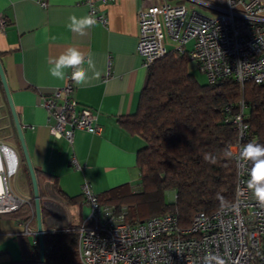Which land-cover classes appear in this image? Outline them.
I'll return each instance as SVG.
<instances>
[{
	"label": "crops",
	"instance_id": "obj_1",
	"mask_svg": "<svg viewBox=\"0 0 264 264\" xmlns=\"http://www.w3.org/2000/svg\"><path fill=\"white\" fill-rule=\"evenodd\" d=\"M141 4V0H91L90 5L86 0H0V19L5 21L0 26V62L46 212L43 234L77 226L88 217L90 208L81 196L84 183L98 196L123 185L132 192L141 189L136 157L144 140L120 124L136 112L147 77L136 52ZM91 9L106 22L97 21L83 37L66 27L70 15L81 17ZM67 46L90 52L101 74L88 86L77 87L72 82V97L79 106L95 111L101 129L99 134L75 130L72 143L50 133L53 121L48 122L41 107L43 96L65 84L49 74L48 58L58 56ZM0 124L8 137H0V144L10 148L17 159L19 184L10 189L28 203L33 200L32 186L22 167L21 147L1 83ZM75 197L78 200L73 202ZM33 219L34 226L28 224L32 231L36 230L35 215ZM22 226L0 219V264H21L22 247L16 237ZM26 236L30 244L38 245L36 235Z\"/></svg>",
	"mask_w": 264,
	"mask_h": 264
},
{
	"label": "built area",
	"instance_id": "obj_2",
	"mask_svg": "<svg viewBox=\"0 0 264 264\" xmlns=\"http://www.w3.org/2000/svg\"><path fill=\"white\" fill-rule=\"evenodd\" d=\"M141 1L137 12L136 52L142 68L148 70L154 61L176 51L196 62L207 83L225 78H232L240 85L249 81L264 83V0ZM86 2L91 4V0ZM187 2L217 13L209 17L194 9L188 11ZM90 14L97 21L106 22L93 9ZM0 26H5L3 19ZM190 41L192 47L186 49ZM41 107L48 122L53 121L50 133L69 143L75 130L90 134L101 131L95 111L79 106L72 97L71 79L43 96ZM243 107L240 102L239 111L228 119L236 130V140L228 146L235 164V188L230 203L211 213H196L186 227L180 225L173 212L130 223L126 221L125 206L100 204L88 183H84L81 194L90 213L75 229L65 228L76 232L79 264H203V257L209 253L221 258L224 264H264V207L247 189L249 163L238 160L240 149L247 141ZM4 147L0 144L5 172L4 150L10 152L15 163L13 173L5 175L10 177L17 170V159L10 148ZM71 163L78 167L75 159ZM2 188L0 214L13 212L27 203L10 193L5 177ZM173 197L175 201L174 191ZM28 224L22 233L37 236V230L32 231Z\"/></svg>",
	"mask_w": 264,
	"mask_h": 264
},
{
	"label": "trees",
	"instance_id": "obj_3",
	"mask_svg": "<svg viewBox=\"0 0 264 264\" xmlns=\"http://www.w3.org/2000/svg\"><path fill=\"white\" fill-rule=\"evenodd\" d=\"M189 60L187 55L170 51L154 61L147 70L136 112L120 120L129 134L144 140L136 157L141 189L132 192L123 185L95 197L103 205L125 206L130 223L173 212L186 227L196 213H211L232 201L235 164L232 155L226 153L236 140V130L228 119L239 111L240 102L247 125L246 143L264 145V83L240 85L225 78L200 84L187 70ZM19 149L22 167L30 179ZM206 153L215 163L204 159ZM248 163L250 169L252 164ZM169 191L176 195L174 202L166 200ZM28 203L0 214V219L25 225L35 215L33 200ZM45 216L41 207L42 223ZM16 238L22 247L21 264H34L39 258L38 245L30 244L21 231ZM76 242L75 230L47 231L43 234L44 264H79Z\"/></svg>",
	"mask_w": 264,
	"mask_h": 264
},
{
	"label": "clouds",
	"instance_id": "obj_4",
	"mask_svg": "<svg viewBox=\"0 0 264 264\" xmlns=\"http://www.w3.org/2000/svg\"><path fill=\"white\" fill-rule=\"evenodd\" d=\"M97 24L93 14L78 17L70 15L66 27L77 36L88 35V30ZM48 71L54 79L67 82L68 79L77 87L88 86L94 80L100 79V72L96 70V65L90 52H83L76 46H67L65 50L55 57L48 58ZM71 69V73L68 70ZM89 72L92 74L89 75ZM243 132L241 131V136ZM226 155L231 156L228 152ZM204 159L215 163V158L211 154H205ZM238 160L243 163L251 162L252 167L248 169V179L246 181L249 189L258 203L264 207V145L248 142L244 144L239 152ZM173 192V191H172ZM0 195H3V188L0 187ZM223 199V198H221ZM224 264V261L209 253L203 257V264Z\"/></svg>",
	"mask_w": 264,
	"mask_h": 264
},
{
	"label": "water",
	"instance_id": "obj_5",
	"mask_svg": "<svg viewBox=\"0 0 264 264\" xmlns=\"http://www.w3.org/2000/svg\"><path fill=\"white\" fill-rule=\"evenodd\" d=\"M0 83L2 85L9 109H10V113L12 115V119L14 122V127L19 139V143H20V147L22 150V154L24 156V160H25V164L26 167L28 169V173L30 176V181H31V186H32V192H33V202H34V214H35V221H36V230H37V237H38V246H39V264H44V245H43V228H42V221H41V205H40V201H39V196H38V187H37V181H36V177H35V173H34V169L32 167L26 146H25V142L23 139V134H22V130H21V125L18 121L17 118V114L15 112L12 100H11V95H10V91L6 82V78H5V74L0 62ZM5 149H7L8 147L5 146Z\"/></svg>",
	"mask_w": 264,
	"mask_h": 264
},
{
	"label": "rangeland",
	"instance_id": "obj_6",
	"mask_svg": "<svg viewBox=\"0 0 264 264\" xmlns=\"http://www.w3.org/2000/svg\"><path fill=\"white\" fill-rule=\"evenodd\" d=\"M185 7L187 8L188 11H191L192 9H194L196 12L202 14V15H205V16H209V17H214L216 15L217 12H212L210 10H208L207 8L203 7V6H200V5H195V6H192L190 3H185ZM192 47V41H190L187 45H186V49H191ZM169 48H171V46H169ZM187 70L193 74V76L195 77V79L200 83V84H207V78L204 74H202L198 68H197V64L194 60H189L188 64H187ZM247 111V109H246ZM1 125V124H0ZM0 137L2 138H5L6 140H8V137L6 135V133L4 132V130L0 127ZM16 139V137H15ZM9 142V141H8ZM16 146H17V143L15 142ZM5 172V170H4ZM16 172L14 173V176H5L6 175V172L1 174V177H5L6 179V184H7V188L9 189L10 193H12L13 195H15L17 198L18 196L13 193L11 191L10 188H15L17 186V184H19L18 182V179H19V176L18 174L15 175ZM10 186V187H9ZM17 188V187H16ZM24 200V199H23ZM166 200L167 201H170V202H173L174 201V197H173V192L172 191H169V192H166ZM42 207V206H41ZM29 209L32 210V207H30ZM34 219L31 218L30 220V227H33L34 226V223L32 222ZM44 226V222L42 224ZM22 230H20L21 232L25 233V231H23V226L21 228ZM29 236H31L32 234H28ZM10 242H15L13 241L12 239H9Z\"/></svg>",
	"mask_w": 264,
	"mask_h": 264
},
{
	"label": "bare ground",
	"instance_id": "obj_7",
	"mask_svg": "<svg viewBox=\"0 0 264 264\" xmlns=\"http://www.w3.org/2000/svg\"><path fill=\"white\" fill-rule=\"evenodd\" d=\"M6 157L7 159V163H6V167H7V171H6V174L7 172L9 174H12L13 171H14V168H15V163L13 161V156L10 154V152H7V150H4L2 152ZM4 165L1 163V158H0V187H3V176L1 177V174L4 173Z\"/></svg>",
	"mask_w": 264,
	"mask_h": 264
}]
</instances>
